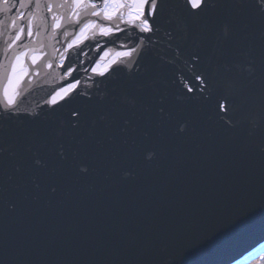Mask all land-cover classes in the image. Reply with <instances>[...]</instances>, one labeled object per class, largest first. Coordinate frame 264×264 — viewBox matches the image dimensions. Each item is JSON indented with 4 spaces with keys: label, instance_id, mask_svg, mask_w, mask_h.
I'll return each instance as SVG.
<instances>
[{
    "label": "water",
    "instance_id": "1",
    "mask_svg": "<svg viewBox=\"0 0 264 264\" xmlns=\"http://www.w3.org/2000/svg\"><path fill=\"white\" fill-rule=\"evenodd\" d=\"M209 3L219 6L214 13L220 21L216 32L223 22L233 28L234 47L225 59L243 65L250 58L255 68V79L244 81V118L238 129L209 126L203 113L191 109L187 114L193 120L192 135L179 141L169 132L166 143H161L162 130L146 128L138 112L132 117L133 137L139 139L142 131L150 130L162 155L144 162L143 153L138 152L136 175L125 179L121 173L126 169L110 171L103 166L110 153L128 151L121 143L123 134L118 128L107 133L100 129L98 137L107 140L111 135L113 141L101 148L87 140L81 149L100 163L97 172L76 179L74 170H65L56 177L58 191L51 196L48 176H37L40 187L33 186L35 171L28 149L46 152L57 140L68 109L87 105L92 120L100 102L76 99L58 111H45L44 101L65 81L60 68L39 69L30 82L25 78L20 103L24 112L39 116L0 118V149L4 150L0 154V264H166L169 254L186 245L193 233L214 230L217 221L227 218L239 202L264 200V20L248 12L234 14V5L251 0ZM122 42L127 41L122 38ZM161 47L162 52L143 57L146 73L133 72L132 79L120 73L108 83L109 95L116 98L113 103L139 95L150 104L154 89L164 91L163 81L170 73L157 56L171 52ZM245 52L247 57L241 55ZM79 78L80 90L86 91L91 81L83 72ZM136 85L142 86V92H136ZM168 106L174 110L171 99ZM263 252L264 226L257 215L217 232L186 260L193 255L213 264H248Z\"/></svg>",
    "mask_w": 264,
    "mask_h": 264
},
{
    "label": "snow or ice",
    "instance_id": "2",
    "mask_svg": "<svg viewBox=\"0 0 264 264\" xmlns=\"http://www.w3.org/2000/svg\"><path fill=\"white\" fill-rule=\"evenodd\" d=\"M218 7L209 0H179L176 4L171 0H0V118L39 116L24 112L20 103L25 78L30 82L41 68H60L65 81L44 101L45 111H58L76 99L100 102L92 120L87 105L68 109L67 120L60 121L57 140L46 152L28 149L35 171L33 186L40 187L37 176H48L52 181L49 194L55 196L56 177H62L65 170H74L76 179L95 174L100 163L81 149L87 140L101 148L113 141L111 135L107 140L98 137L100 129L107 133L118 128L123 134L121 143L128 147L126 153H110L103 166L110 171L126 169L121 173L125 179L134 177L140 165L138 152L143 153L144 162L162 155L150 130L142 131L139 139L133 137L136 124L132 117L138 112L146 128L162 130L161 143H166L169 132L179 141L192 135L193 120L187 114L191 109L203 113L209 126L237 130L244 118V81L255 79V68L250 58L243 65L225 59L234 47V33L230 22L221 23L216 32L220 21L214 13ZM233 7L236 15L248 12L264 20V0ZM161 46L171 52L170 56H157L170 73L163 81L164 91L154 89L150 104L143 103L139 95L113 103L116 98L109 95L108 83L120 73L129 79L133 72L146 73L143 57L162 52ZM241 55L247 57L246 52ZM81 72L91 81L86 91L80 90ZM136 92H142L141 85H136ZM169 99L174 110L168 106ZM3 151L0 149V154ZM16 171H21L19 166ZM257 215L264 226V200L239 202L227 218L217 221L214 230L193 233L186 245L169 254L166 264H213L193 255L186 257L214 239L217 232Z\"/></svg>",
    "mask_w": 264,
    "mask_h": 264
},
{
    "label": "rangeland",
    "instance_id": "3",
    "mask_svg": "<svg viewBox=\"0 0 264 264\" xmlns=\"http://www.w3.org/2000/svg\"><path fill=\"white\" fill-rule=\"evenodd\" d=\"M255 264H264V254H260L255 258Z\"/></svg>",
    "mask_w": 264,
    "mask_h": 264
},
{
    "label": "trees",
    "instance_id": "4",
    "mask_svg": "<svg viewBox=\"0 0 264 264\" xmlns=\"http://www.w3.org/2000/svg\"><path fill=\"white\" fill-rule=\"evenodd\" d=\"M263 254H264V252H263ZM255 260V259H254ZM254 260H252L250 263H248V264H255V261Z\"/></svg>",
    "mask_w": 264,
    "mask_h": 264
}]
</instances>
